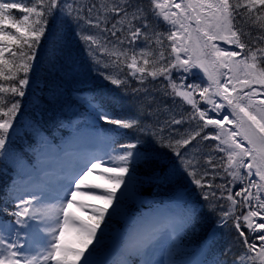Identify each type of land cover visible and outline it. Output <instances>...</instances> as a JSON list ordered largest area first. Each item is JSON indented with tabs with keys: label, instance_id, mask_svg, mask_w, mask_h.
<instances>
[{
	"label": "snow or ice",
	"instance_id": "1",
	"mask_svg": "<svg viewBox=\"0 0 264 264\" xmlns=\"http://www.w3.org/2000/svg\"><path fill=\"white\" fill-rule=\"evenodd\" d=\"M68 35L84 43L94 63L103 58L104 67L115 71L105 76L113 85H125L129 75L141 85L163 77L164 95L191 106L187 119L193 130L167 137L161 134L163 127L153 130L161 119L172 126L182 125L184 118H175L165 106L153 108L155 98L147 88L144 100L149 103L128 115L97 106L95 118L116 126L113 132L133 130V142L120 144L122 151L112 147L104 155L83 158L70 167L54 194L41 188L19 197L11 212L13 229H5L8 237L0 236V264H97L93 245L102 244V226H111L133 193L136 165L143 161L159 167L157 145L175 154L183 174L201 190L202 199L194 205L218 212L216 230L206 233L212 244L229 222L236 231L240 254L224 259L229 247L212 264H264V99L259 98L264 96V0H147V7L142 0H0V157L21 168L9 135L22 114L19 98L29 91L30 74L38 75L43 62L38 54L51 44L49 59L59 60L57 45ZM174 70L182 73L176 79ZM121 74L124 79L118 78ZM193 76L200 82H190ZM153 116L154 124L143 122ZM209 127L214 133H205ZM36 132L41 144H50L39 128ZM198 137L218 142L214 150L224 154L218 163L209 156L201 164L181 151ZM159 170L168 177L167 166ZM93 175L102 182L91 180ZM88 200L102 201L103 206ZM202 215L190 206L175 213L166 227L177 235L194 231ZM149 224L136 221L108 264H164L152 259L163 229ZM15 225L29 235L31 254L19 242ZM13 230L15 240L10 239ZM167 264L185 262L170 254Z\"/></svg>",
	"mask_w": 264,
	"mask_h": 264
},
{
	"label": "trees",
	"instance_id": "2",
	"mask_svg": "<svg viewBox=\"0 0 264 264\" xmlns=\"http://www.w3.org/2000/svg\"><path fill=\"white\" fill-rule=\"evenodd\" d=\"M83 2H87V0H83ZM142 2L147 7V0H142ZM159 30L166 31V22L160 24ZM45 48L46 51L39 54V58L43 61L40 65L41 76L37 79H30L29 91L24 98H19L21 99L22 114L17 116L14 131H10L9 134L14 145L15 154L20 161H34L38 145H41L40 136L36 132L37 128L48 141L57 143L62 140L63 136L75 135L76 132L72 130V125L77 124L78 128L82 127V122L86 121L87 123L90 114L95 113L97 106L101 104L106 111L120 116L134 112L141 103H149L144 100L145 88L149 89L152 97L155 98L153 108L165 106L175 118L180 119L182 116L184 118L182 125L172 126L165 125L163 119H161L159 125L153 130L158 131L160 127H163L164 131L161 134L166 137L170 134L175 135L176 132L183 133L186 130L189 132L193 130L189 127L187 119V113L191 111V106L186 103L183 105L178 104L181 101L179 97L164 95L162 83L166 84V81L163 77H157L155 80L149 78L141 85L138 79L129 75L125 85H113L110 80L105 79V76L115 75V71L111 67H104L103 58H101L99 64L94 63L84 43L76 36L68 35L61 44L57 45L56 56L60 58L59 60L49 59L51 44L45 45ZM69 53L71 54L70 58ZM53 63H55V67L52 66ZM69 65H72V67L69 68ZM175 72L177 71L174 70L173 74ZM118 78L124 79L125 77L121 74ZM192 78L199 79L197 76ZM135 89H140V91L137 92ZM155 120L156 118L153 116L143 122L154 124ZM100 127L106 128L105 132L114 135L117 148L120 144L133 142V130L116 129L113 132L110 129L116 126L107 125L104 121L100 122ZM124 133H127V135H124ZM205 133H214V129L207 128ZM217 143V141L211 139L204 140L198 137L187 146V149H181V151H187L188 156H195L201 164L209 156L214 162L218 163L219 157L224 154L214 150ZM156 147L159 149V154L156 155V164L159 167L143 161L136 165L137 171L133 193L124 202V206L128 208L127 211L137 207L138 199L143 197L146 198L147 204L153 201L172 200L177 197L181 188H189L192 192H195L197 194L195 201L202 199L199 196L201 190L190 182V178L186 174H183V169L179 166L181 161L175 157V154L170 149L162 148L159 145ZM24 153L28 155L25 156ZM164 166H167L169 174L167 178L159 170L160 167ZM177 170H179V174L173 175ZM22 173L19 164L0 157V212L4 215L11 209L9 192L15 184V178L21 176ZM185 185L187 187H184ZM221 203L224 202L221 201ZM192 206L197 207L198 211H202L203 215L200 224L194 231L188 229L185 244L181 248V252H187L188 254L191 253L193 248H198L205 243L209 237L206 236V233L209 232L210 228L213 231L216 230L217 225L214 222L218 218V212L211 213L206 205L201 208L199 204L194 205L193 203ZM123 221L124 219L121 216L115 215L109 228L112 229L121 225ZM230 225L231 222L227 227L228 231H225L227 229L223 227L217 233L218 238H220V234L228 236L227 239L223 237L224 240H221L223 243L219 246V251L223 252L231 247V251L223 257L229 261L234 254L239 255L241 252L239 241L236 239V231Z\"/></svg>",
	"mask_w": 264,
	"mask_h": 264
},
{
	"label": "rangeland",
	"instance_id": "3",
	"mask_svg": "<svg viewBox=\"0 0 264 264\" xmlns=\"http://www.w3.org/2000/svg\"><path fill=\"white\" fill-rule=\"evenodd\" d=\"M224 46L230 47V46H226V45H224ZM181 74L182 73L180 71L175 72L173 74L174 75L173 79H176ZM200 75L202 76V73H200ZM40 76H41V70L39 69L37 77L33 78L30 75V79L31 78L37 79ZM31 82H32V80H31ZM177 82H179V81L177 80ZM190 82L199 83L200 80L194 79L191 77ZM178 104H180V105L184 104L182 99L180 102H178ZM201 107L203 108V107H205V105L203 103H201ZM220 115H222V113L216 114V117L219 118ZM88 120L92 124H96L98 122V119H96L95 116H90L88 118ZM209 128H212V127H209ZM108 141H109V138L107 140L106 139L103 140L102 138L98 139L95 137H90V139H83L82 142H78L76 144L79 146H75L76 147L75 152H71V151L69 152L67 150L68 148H65V149H59V148L51 149L50 147L44 148L42 150V152L40 153V156H39V160H41L42 162L40 161L39 163H37L33 167L26 166L25 177L23 178V180L18 181V185H16L14 190H12V192H11L13 201H15L16 203H19V197L23 196V197L27 198V193L29 191H37L38 192L41 188L45 189L46 185L42 186V180L49 183L51 185V187H53V188L58 187L60 185L64 175L67 173V171L70 169L71 166L75 165L76 163H78L79 161H81L83 158H85L87 156L104 155V153L110 152L111 149H110V146L108 144ZM88 145H92L93 147H96L99 145L104 146L103 153L99 154L98 151H94L91 154L87 150ZM45 150L46 151L49 150L52 152L54 151L59 156V158L62 159L61 162L56 160V162L60 163L61 165H56L53 163V161H51V159H47L49 156H45V154H44ZM90 179L93 181H96V182H102V181H99L97 176H95V175L91 176ZM238 186H239V184L236 185L235 189L236 188L238 189L239 188ZM235 189H233V192H235ZM48 192H50V191H48ZM86 202L103 206V202L98 201V200H88ZM162 209H163V212H166V208L165 209L162 208ZM155 213L156 212H153V214H151V215L148 214V215L137 217L131 223L135 224V222L139 221V220H148V221H150L149 227H154L155 220L157 217V215H155ZM79 214L85 215V218H86V214H84V213H79ZM134 224L128 226L127 231L121 232L119 234L120 235L119 237L121 239L125 240L127 233L131 230V228L134 226ZM14 228L20 230L19 225H15ZM5 229H13V224L4 223L3 221H0V236H4V237L9 236V232L6 231ZM182 232H181V234H182ZM15 238H16V236H15V233L13 230L10 239L15 240ZM175 238L178 239L179 237L175 236ZM157 239H158V243L156 244L155 254L152 256V259L157 260V261H162V262H164V264H167V261L170 258V254L173 256V258L176 259L175 248H174L176 243L173 240L174 237H172V233H169V232H166L165 230H162L159 232ZM20 241H21V244H25L26 254H31L28 251V249L30 248V246L32 244V241L29 238V235H24V239L20 237ZM26 241H27V243H26ZM106 257H109V254H106L103 256V258H106ZM96 262H97V264L100 263V261H98V260ZM207 264H211V263H207Z\"/></svg>",
	"mask_w": 264,
	"mask_h": 264
}]
</instances>
